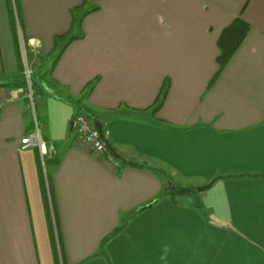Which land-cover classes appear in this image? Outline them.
I'll return each mask as SVG.
<instances>
[{"label":"crops","instance_id":"1","mask_svg":"<svg viewBox=\"0 0 264 264\" xmlns=\"http://www.w3.org/2000/svg\"><path fill=\"white\" fill-rule=\"evenodd\" d=\"M236 18L250 30L210 84ZM68 32L37 105L44 167L20 80ZM84 97L113 163L75 135ZM168 182L212 185L174 202ZM0 264H264V0H0Z\"/></svg>","mask_w":264,"mask_h":264},{"label":"trees","instance_id":"2","mask_svg":"<svg viewBox=\"0 0 264 264\" xmlns=\"http://www.w3.org/2000/svg\"><path fill=\"white\" fill-rule=\"evenodd\" d=\"M78 9L72 10L71 14H72V18H73L74 29L81 32L82 31L81 27H82L83 18L90 11L80 13ZM249 30H250V25L248 23H246L244 20H242L241 18H236L235 20H233V22L227 28L224 29V31L222 32V35L219 39V42H218V46L220 49V53L217 57L218 71L216 72L215 76L211 80L210 84H212L215 81V79L218 77V75L223 71L225 66L229 63V61L233 57L234 53L237 51V49L243 43V41L246 38ZM82 37H83L82 34L72 35L71 32H68L64 35H59V36L55 37L54 48L50 52V55H49L50 57H53V59L52 60L49 59L50 64H49L48 69H46V70H43L45 68V64H44L45 60L44 59L41 60L42 64H41V66L38 67V68H40V81L39 82L34 80L33 73H32V75H31V86H32L31 89L32 90H34L35 88H37L38 85H40V91L44 93V92H46L45 87H47V86L48 87L59 86V83L52 76L53 70H54L60 56L62 55V53L66 49V47L71 42H73L74 40H77V39L82 38ZM33 56L34 55L31 54L27 50L28 60H31L33 58ZM98 79L99 78H97L93 82H91L87 86V88L90 90L93 89L95 84H96V81H98ZM20 81H24V86H25L26 90L28 91L27 77H26V74H24V72H23L22 79ZM166 95H167V91H162L160 97L158 98V100L156 101V104L154 105V111L155 112H157L162 107V105L165 101ZM85 99L86 98L84 97V98H80L78 100L69 99V101H70V103H74L76 105V108L78 110V115L86 113L90 118L93 119L94 122L99 121V117L95 116V113L83 104L85 102ZM34 100H35V97H34ZM35 103H36V101H35ZM105 131L106 130L103 128V132H105ZM128 164H130L132 166H137V163L131 162V161ZM159 173L161 174V176H163V178L166 181L168 180V177L166 174H164L162 171H159ZM196 192H197V189L184 188V187H181L179 185L172 184L171 188H168L166 190L165 196L170 197L175 202L176 199H178L181 196H188V195H191V194L196 193ZM121 230H122V226L118 227L113 234H116ZM108 237H110V236H107L106 238H108ZM106 238L104 239L103 244H104Z\"/></svg>","mask_w":264,"mask_h":264},{"label":"built area","instance_id":"3","mask_svg":"<svg viewBox=\"0 0 264 264\" xmlns=\"http://www.w3.org/2000/svg\"><path fill=\"white\" fill-rule=\"evenodd\" d=\"M25 74L28 82L27 95L30 98L29 108L35 122V127L31 133H29L25 138L22 139V149L37 148L39 150L42 163L45 167L47 159L54 156L55 149L52 145H49L48 142L42 138L36 109L37 104L35 103L34 93L31 89L32 71L27 69L25 71ZM73 127L75 129L76 137L80 141L89 144L94 154L104 156L110 163H113L115 161L114 154L109 147L107 131H100L96 127L95 122L86 113L77 115L76 119L73 122ZM116 166L118 167L117 163Z\"/></svg>","mask_w":264,"mask_h":264},{"label":"rangeland","instance_id":"4","mask_svg":"<svg viewBox=\"0 0 264 264\" xmlns=\"http://www.w3.org/2000/svg\"><path fill=\"white\" fill-rule=\"evenodd\" d=\"M76 34H79V31L78 30H76ZM46 69H48L47 67H45L43 70H46ZM33 93H34V97H35V101H36V104L38 105V103H40V101L43 99V97L44 96H46L47 94L46 93H43V92H41L40 91V88H35L33 91H32ZM41 92V93H40ZM44 95H43V94ZM87 93H89V90L87 91ZM68 103H70V102H68ZM36 109H37V115H38V113H39V110H38V107H36ZM168 184H170L169 182H168ZM207 191H209V190H206V191H204L203 193H205L204 195H207L208 194V192ZM198 193L196 192V194L195 195H197ZM199 195V194H198ZM186 197V196H185ZM180 198V197H179ZM129 221V219L126 217V219L124 220V218H123V221L120 223V226H122V230L121 231H119L118 233H116V234H113L115 231H113L109 236L110 237H108V238H106V240H105V242H104V247L105 246H107V245H109L112 241H114V240H116L117 238H118V236H119V234L125 229V226H126V222H128ZM116 230V229H115Z\"/></svg>","mask_w":264,"mask_h":264},{"label":"water","instance_id":"5","mask_svg":"<svg viewBox=\"0 0 264 264\" xmlns=\"http://www.w3.org/2000/svg\"><path fill=\"white\" fill-rule=\"evenodd\" d=\"M95 124H96V127H97L100 131L103 130V125H102V123H101L100 121H96ZM72 125H73V123H72ZM211 185H212V183L208 184V185L205 186V187L198 188L197 190H198L199 192H203L204 190L209 189V188L211 187ZM170 186H171V184H170Z\"/></svg>","mask_w":264,"mask_h":264}]
</instances>
